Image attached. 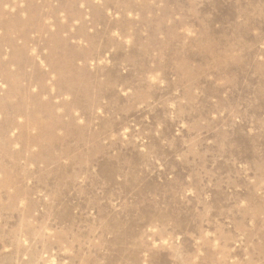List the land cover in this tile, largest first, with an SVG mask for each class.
<instances>
[{"label":"rangeland","instance_id":"374dc122","mask_svg":"<svg viewBox=\"0 0 264 264\" xmlns=\"http://www.w3.org/2000/svg\"><path fill=\"white\" fill-rule=\"evenodd\" d=\"M0 264H264V0H0Z\"/></svg>","mask_w":264,"mask_h":264},{"label":"bare ground","instance_id":"6f19581e","mask_svg":"<svg viewBox=\"0 0 264 264\" xmlns=\"http://www.w3.org/2000/svg\"><path fill=\"white\" fill-rule=\"evenodd\" d=\"M147 219V218H146ZM145 223V222H144ZM130 224V223H129ZM58 246V245H57Z\"/></svg>","mask_w":264,"mask_h":264}]
</instances>
